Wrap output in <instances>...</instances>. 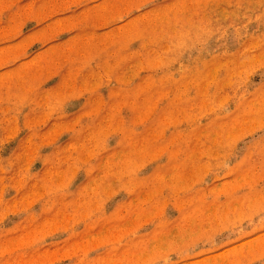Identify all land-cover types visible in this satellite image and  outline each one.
I'll return each instance as SVG.
<instances>
[{
    "label": "rangeland",
    "instance_id": "374dc122",
    "mask_svg": "<svg viewBox=\"0 0 264 264\" xmlns=\"http://www.w3.org/2000/svg\"><path fill=\"white\" fill-rule=\"evenodd\" d=\"M264 0H0V264H262Z\"/></svg>",
    "mask_w": 264,
    "mask_h": 264
},
{
    "label": "snow or ice",
    "instance_id": "6c2138e0",
    "mask_svg": "<svg viewBox=\"0 0 264 264\" xmlns=\"http://www.w3.org/2000/svg\"><path fill=\"white\" fill-rule=\"evenodd\" d=\"M262 264H264V262H262Z\"/></svg>",
    "mask_w": 264,
    "mask_h": 264
}]
</instances>
